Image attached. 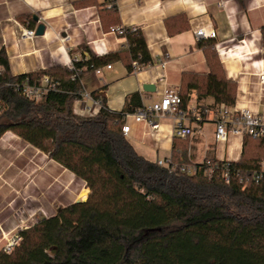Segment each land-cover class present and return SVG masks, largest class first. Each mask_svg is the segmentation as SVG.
<instances>
[{
  "label": "trees",
  "instance_id": "16d2710c",
  "mask_svg": "<svg viewBox=\"0 0 264 264\" xmlns=\"http://www.w3.org/2000/svg\"><path fill=\"white\" fill-rule=\"evenodd\" d=\"M78 0L76 6L96 4ZM106 30L120 26L115 0H109ZM33 25V21H30ZM121 50L73 60V68L57 66L12 75L8 56L0 50V137L6 131L33 144L86 181L87 200L61 207L19 231V245L0 250V264H264V179L253 171L264 160V139L244 136L235 162L246 184L226 183L216 174H187L139 154L122 130L126 115L136 111L132 94L121 112L104 107L95 115L74 112L83 93L82 78L94 67L122 61L129 72L153 62L141 29H127ZM264 43V27H263ZM208 73L186 72L178 89L185 110L192 90L198 99L233 106L237 83L228 78L214 38H202ZM49 76L57 82L41 100L25 97L17 84ZM142 106V104L140 105ZM139 106V107H140ZM189 137L175 135L170 156L178 165L195 163ZM211 159L214 163L225 161Z\"/></svg>",
  "mask_w": 264,
  "mask_h": 264
},
{
  "label": "crops",
  "instance_id": "0c3cea01",
  "mask_svg": "<svg viewBox=\"0 0 264 264\" xmlns=\"http://www.w3.org/2000/svg\"><path fill=\"white\" fill-rule=\"evenodd\" d=\"M76 1L0 0V50L8 56L12 75L69 67L75 59L105 56L125 47V36L104 28L109 0L81 8ZM115 4L120 26L142 30L153 62L129 72L122 61H111L101 66L100 74H84L83 91L104 95L113 112H121L134 93L139 95L131 103L136 110L160 100L166 87L180 88L184 73L209 72L195 36V30L204 27L216 31V48L227 76L237 83L233 106L249 108L264 121V0H115ZM40 23L46 25L44 34L20 39L22 28L37 29ZM83 105L81 98L76 100L74 112L81 114ZM217 117L213 98L198 99L194 89L187 108L163 117L157 131L128 117L131 128L126 136L147 159H165L172 155L175 126L182 122L194 130L189 137L193 162L210 157L237 162L244 137L230 135L227 141H218ZM90 193L86 181L73 171L6 131L0 137V250L12 234L55 215L61 207L87 200Z\"/></svg>",
  "mask_w": 264,
  "mask_h": 264
},
{
  "label": "built area",
  "instance_id": "2783aa9c",
  "mask_svg": "<svg viewBox=\"0 0 264 264\" xmlns=\"http://www.w3.org/2000/svg\"><path fill=\"white\" fill-rule=\"evenodd\" d=\"M126 27L118 26L113 27L112 31H116L119 35H125L127 32ZM129 29H136L131 27ZM36 36V28L24 27L21 29L20 39H33ZM195 36L198 40L202 38H216L217 33L215 30L206 31L204 27L195 30ZM86 59V58H85ZM89 59V58H88ZM109 67L111 65H108ZM135 70L140 68L137 61L133 62ZM73 68V64L69 66ZM96 74H100L101 67H94L92 70ZM264 82V75L261 76ZM57 82L51 81L49 76H43L37 82L29 80L17 84V88L21 93L34 100H41L51 90L56 89ZM81 99L84 105L81 107V114L95 115L102 107L104 102L102 96H96L92 92L83 91ZM182 97L177 89L166 87L160 100L151 104H143L134 113L127 114L122 130L125 135L130 131L127 118L133 117L137 122H145L152 131H157L160 128V120L168 115L177 116L181 113ZM218 117L216 119V139L218 141H227L230 135H237L244 137L251 135L254 138L264 139V121L260 114L250 110L249 108H236L225 103L217 106ZM175 135L181 138H187L194 135V130L190 125H185L182 122L176 124ZM225 161L222 164L214 163L211 159H205L200 163L182 164L178 165L173 163L170 157L159 159L158 163L161 165H170L174 171H182L187 174H196L203 170L205 174H216L218 178L226 183H231L233 180H238L240 183L246 184L245 178L242 175V170L237 167L232 160H219ZM253 179L259 183L264 179V160L260 162L258 167L253 171ZM22 240L21 235L18 233L10 236L2 250L10 253L19 245Z\"/></svg>",
  "mask_w": 264,
  "mask_h": 264
},
{
  "label": "water",
  "instance_id": "95a60500",
  "mask_svg": "<svg viewBox=\"0 0 264 264\" xmlns=\"http://www.w3.org/2000/svg\"><path fill=\"white\" fill-rule=\"evenodd\" d=\"M35 21H38L39 18L37 16L34 17ZM45 29H46V25L43 23H40L36 29V34L41 35L45 33ZM145 89H152V85H145L144 86Z\"/></svg>",
  "mask_w": 264,
  "mask_h": 264
},
{
  "label": "rangeland",
  "instance_id": "374dc122",
  "mask_svg": "<svg viewBox=\"0 0 264 264\" xmlns=\"http://www.w3.org/2000/svg\"><path fill=\"white\" fill-rule=\"evenodd\" d=\"M12 235H13V234H12ZM12 235H11V236H12ZM1 250H2V249H1Z\"/></svg>",
  "mask_w": 264,
  "mask_h": 264
}]
</instances>
